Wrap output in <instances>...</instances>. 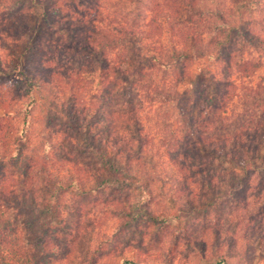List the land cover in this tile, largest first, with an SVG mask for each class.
I'll return each instance as SVG.
<instances>
[{
  "label": "trees",
  "instance_id": "16d2710c",
  "mask_svg": "<svg viewBox=\"0 0 264 264\" xmlns=\"http://www.w3.org/2000/svg\"><path fill=\"white\" fill-rule=\"evenodd\" d=\"M65 1L0 0V74L19 73L23 85L16 97L0 81L6 119L0 127V264H33L24 228L40 242V253L54 241L64 224L63 197L85 190L89 182L91 172L80 149L94 159L97 179L104 171L114 172L115 185L136 186L149 198L155 182L180 178L179 171L166 174L159 165L167 157L169 164L191 160L192 178L203 177L214 166L207 173L211 178L205 188L213 196L203 203L206 208L224 201L222 186L213 185L224 178L215 173L212 157L199 150L191 157L187 149L179 153L189 133L192 137L201 131L197 140L211 150L210 156L221 157L233 169L238 164L233 177L237 169L252 176L264 149V0ZM131 47L139 64L127 56ZM64 54L85 64L63 66ZM130 68L138 77L134 87L140 105L148 103L159 114L166 106L161 123L147 115L145 122L152 125L146 127L141 108L124 114L112 106L125 95L118 78L127 82ZM221 78L227 90L217 97L220 103H212L201 90ZM254 79L259 82L253 84ZM127 95L132 107V92ZM201 104L206 118L195 121L188 106ZM255 111H261L259 122ZM225 114L234 116V130L211 134L215 126L226 125ZM22 115L27 128L19 132L15 120ZM155 126L167 129L158 148L150 138ZM108 183L97 188L106 190ZM229 187L226 197L236 198V189ZM258 210L263 212V204Z\"/></svg>",
  "mask_w": 264,
  "mask_h": 264
},
{
  "label": "rangeland",
  "instance_id": "374dc122",
  "mask_svg": "<svg viewBox=\"0 0 264 264\" xmlns=\"http://www.w3.org/2000/svg\"><path fill=\"white\" fill-rule=\"evenodd\" d=\"M28 1L36 2L37 0ZM40 1L48 3L50 0ZM74 1L77 3L87 0ZM107 1L115 5L124 4L128 0ZM13 15V13L8 14L10 19H13ZM132 48H129L127 56L132 59V62L134 61L132 64L136 65L140 63L139 54ZM61 59L64 61L63 66L73 64L75 67H80L85 64L75 56L68 60L66 54ZM130 69L131 75H127V82L122 77H117L126 91L121 101L113 103L112 106L117 105L115 110L124 114H129L136 106L137 109L141 108L138 113L140 118H144V123H146L147 115L154 121H158L161 113L166 110V106H162L159 114L155 110H150L148 103H144V106L140 105L142 101L137 98L134 87L138 77L135 72L133 73V69ZM226 70V66L222 67L221 73H225ZM260 72L262 74L263 70ZM21 80L22 75L19 73L0 74V81H4L3 85L11 88L16 97L19 96V91L23 87V85L19 86ZM251 82L255 84L259 80L254 79ZM227 84L223 78L218 83L211 81L203 86L201 92L206 93L212 103H220L221 100L217 97L227 90ZM131 92L130 99L133 101V106L128 107L126 99H129L127 94ZM191 95L190 92L187 100H191ZM18 101L19 104L23 103L20 99ZM202 109V104L199 107L188 106L195 121L206 118V115H201L205 114ZM3 113L4 109L0 107V127L6 121L2 119ZM255 113L256 121L259 122L261 111H255ZM224 116L229 118L226 125L222 126L220 123L212 129L211 134L220 135L228 128L231 131L234 130L235 123L232 119L234 116L229 117L228 114ZM23 118L24 115L15 120L16 127L20 128L19 132L27 128V125L24 126L22 123ZM241 120L246 119L241 116ZM145 125L149 127L152 124ZM250 126H254V123ZM166 130V127L162 126L152 127L150 138L154 140L155 147L158 148L161 144V133ZM30 132L33 134V128ZM65 133L68 138L70 132ZM144 133H147L146 129ZM200 133L201 131L194 133L191 137L190 132L184 143L179 145L178 149L181 151L179 153L187 149L191 157L193 151L199 150L202 156L212 157V162L215 161V173L224 178L222 184L219 179H215L213 185L222 186L221 195L225 196L224 201L220 200L214 207L206 208L203 204L206 203V199L213 196V193L205 187L211 178L207 173L214 166L205 169L206 175L203 177L192 178L191 160L182 159L169 164L170 158L167 157L159 165L166 174L174 169L179 171L180 178L177 179L174 176L170 177L168 182H155L156 184L152 186L154 195L149 198L141 195L136 190V186L121 188L115 185L114 172L105 173L104 171L97 179L94 159L80 149L78 151L82 157L81 161L91 172L88 174L89 182L85 190L74 189L63 197L61 219L64 224L58 226L59 232L52 238L54 241L49 242L44 253H40V242L31 234L28 236L25 228L23 229L25 238L29 241L28 248L33 250V264H264V149L256 164V172L252 176L243 175L242 170H238L240 167L237 164L238 169L235 170L237 174L233 177L231 174L236 166L233 169L229 164L223 163L221 157L210 156L211 150L204 145H199L197 138ZM133 135V130L127 134L128 137ZM84 141L86 139L81 138L82 144H85ZM71 143L69 142V146ZM173 156L174 154L170 155V157ZM104 181H109L106 185L107 189L97 188L99 183ZM231 185L237 191L236 198L226 197ZM202 187L205 191L201 190ZM169 190L175 192L170 196ZM262 204L263 212L258 210V205ZM196 205L199 206L197 210L194 209ZM20 221L22 225L25 224V220ZM54 245L57 248L56 252H54Z\"/></svg>",
  "mask_w": 264,
  "mask_h": 264
}]
</instances>
